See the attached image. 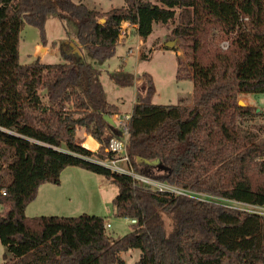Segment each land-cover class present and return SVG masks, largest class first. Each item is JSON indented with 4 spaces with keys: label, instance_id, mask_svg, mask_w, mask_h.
<instances>
[{
    "label": "trees",
    "instance_id": "16d2710c",
    "mask_svg": "<svg viewBox=\"0 0 264 264\" xmlns=\"http://www.w3.org/2000/svg\"><path fill=\"white\" fill-rule=\"evenodd\" d=\"M50 13L74 21L82 51L101 62L115 55L123 22L143 39L156 24L173 25L172 39L192 53L193 96L190 103L154 104L152 77L143 75L145 93L128 121L132 169L182 189L264 206V126L242 127L261 113L239 105L244 94H264V0H125L108 12L72 0H0L4 264H126L122 253L131 249L141 251L135 264H264V216L136 186L132 177L85 159L114 157L109 145L122 128L111 120L120 109L108 102L101 72L77 53L63 63H21L23 28H38L45 44ZM81 134L100 145L98 152ZM68 167L118 186L114 215L136 220L128 234L115 239L97 215H26L40 186L60 184Z\"/></svg>",
    "mask_w": 264,
    "mask_h": 264
},
{
    "label": "rangeland",
    "instance_id": "374dc122",
    "mask_svg": "<svg viewBox=\"0 0 264 264\" xmlns=\"http://www.w3.org/2000/svg\"><path fill=\"white\" fill-rule=\"evenodd\" d=\"M72 1L76 4L82 2L88 8L102 12L125 5V0ZM172 29L173 25L156 24L153 33L147 39L141 38L136 30H132L126 37L128 38L126 42V38L123 42H119L115 55L104 62L97 61L87 52L82 51L84 53L82 60L101 72L99 79L108 102L120 106L124 113L132 112L137 96L145 93L147 82L143 75L149 74L155 85L152 103L178 104L182 98L190 103L194 87L192 53L183 42L172 39ZM44 36L45 44L41 43L38 28L30 25L23 28L19 52L22 64H30L36 60L43 63H63L67 53L74 49L75 45H79L75 22L70 19L61 20L55 13L46 16ZM168 42H174L175 46L166 48ZM219 42L217 37L215 43ZM38 43L47 48V51L41 50L36 54ZM142 55L150 59L142 60ZM178 72L181 74V79L178 78ZM116 79L130 83L122 84ZM240 101H243L245 106L258 109L261 113L243 122L242 127L247 131H253L259 125L264 126V94H244L240 97ZM113 118L116 119V115ZM86 136L80 135L81 139L95 151L97 143L89 137L88 141L85 140ZM98 150L99 148L96 151ZM117 194L118 186L104 176L79 167H68L61 173L60 184L48 183L41 187L38 198L27 206L26 215L29 217H78L83 214L101 216L105 218L107 233L118 239L132 230V222L128 218L114 215L113 200ZM5 252L6 249L0 242V264L5 263ZM140 255L139 249L122 253L126 264H135Z\"/></svg>",
    "mask_w": 264,
    "mask_h": 264
},
{
    "label": "built area",
    "instance_id": "2783aa9c",
    "mask_svg": "<svg viewBox=\"0 0 264 264\" xmlns=\"http://www.w3.org/2000/svg\"><path fill=\"white\" fill-rule=\"evenodd\" d=\"M135 29L136 27L131 23L123 22L119 29V41L123 42V40L128 35L131 34L132 30ZM221 46L223 47V49H227L229 47V42L225 41L222 43ZM130 118H131V114L124 116L116 115V119L113 118L114 121L117 123V125L122 128V136L114 137L109 145V151L114 154L113 158L102 159L94 155V156L86 157L85 159L100 166H103L114 173L124 174L132 177L134 180V184L136 186H140L153 191L170 192L175 195H184L190 198L198 199L200 201L215 202L222 204L224 206H228L230 208L246 211L251 214H258L264 216V206L250 205L236 201H230V200L218 198L213 195L199 193L190 189H182L180 187L171 185L167 182H163L153 177L141 175L135 172L130 165V161L128 157V140H129L128 121ZM93 152H98V151L95 150ZM123 162L125 165H123ZM1 194L3 196H6V190L2 189ZM2 212H3V206L0 204V213ZM132 222L135 223L136 220H133Z\"/></svg>",
    "mask_w": 264,
    "mask_h": 264
},
{
    "label": "crops",
    "instance_id": "0c3cea01",
    "mask_svg": "<svg viewBox=\"0 0 264 264\" xmlns=\"http://www.w3.org/2000/svg\"><path fill=\"white\" fill-rule=\"evenodd\" d=\"M102 12V11H101ZM138 35V34H137ZM139 36V35H138ZM128 40V38H126L125 39V42ZM124 42V43H125ZM74 47V46H73ZM41 50H46L47 51V48H45L41 43H38L37 45H36V54H39L38 52L39 51H41ZM71 54V53H77L79 56H83V52H82V48H81V46L80 45H75V48L74 49H71L67 54ZM42 55H44L43 53H42ZM33 62H35V61H33ZM119 109H120V114L119 115H129V114H131L132 112H130V113H124L122 110H121V108H120V106H119ZM89 136L87 135L85 138L87 139V141H88V138ZM95 141V140H94ZM96 142V141H95ZM97 143V142H96ZM97 148H96V150L100 147V145L97 143ZM46 184H48V183H46ZM49 184H51V183H49ZM43 185H45V184H43ZM43 185H41L40 186V188H39V191H38V196H39V192H40V189H41V187L43 186ZM38 196H37V198H38Z\"/></svg>",
    "mask_w": 264,
    "mask_h": 264
},
{
    "label": "water",
    "instance_id": "95a60500",
    "mask_svg": "<svg viewBox=\"0 0 264 264\" xmlns=\"http://www.w3.org/2000/svg\"><path fill=\"white\" fill-rule=\"evenodd\" d=\"M104 21H105V19H102V20H101V22H104ZM174 46H175V43H174V42H168V43L166 44V47H167V48H173ZM239 105H240L241 107H244V106H245V104L243 103V101H239ZM111 122L114 123V124H116V122L114 121V119H112Z\"/></svg>",
    "mask_w": 264,
    "mask_h": 264
}]
</instances>
